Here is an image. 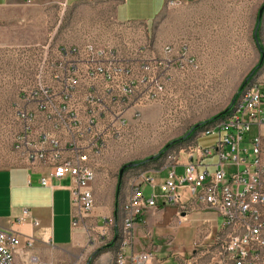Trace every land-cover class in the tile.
<instances>
[{
	"label": "crops",
	"instance_id": "1",
	"mask_svg": "<svg viewBox=\"0 0 264 264\" xmlns=\"http://www.w3.org/2000/svg\"><path fill=\"white\" fill-rule=\"evenodd\" d=\"M170 1H56L57 8L60 5L61 11L72 15L66 23L67 32L84 34L91 31L92 21L96 20V28L101 34H118L113 41L97 42L115 45L119 57L133 67L138 94L130 100L127 112L118 121L105 118L96 120V124L92 125L83 112L82 125L72 124L70 113H63L62 107L69 104L85 109L90 92L106 100L115 112L118 108L110 102L107 82L103 78L93 80L86 60L71 52L89 43L88 36L75 35L66 40L55 38L60 29L58 24L49 41L39 36L34 40H22L20 36L19 40L5 43L9 59L19 66L34 64L35 83L30 90L18 95L13 104L10 89L0 88L2 128H17L16 135L25 137V120L20 112L31 113L34 120L28 130V140L40 145L45 137L53 138L59 141L58 148L63 157L87 155L90 166L96 172L92 185L95 191L101 175L113 172L115 162L138 159L139 153L147 149L144 145L149 143V128L160 120L166 122V101L172 96H180L186 83L211 82L214 85L213 94H218L220 88V94L233 97L260 59L256 39L264 45V0H174L179 2L176 6L171 5ZM15 4L16 0H0V6L10 9ZM165 9L166 46L152 37L155 22ZM109 10L111 13H108ZM260 11L261 22L256 34ZM9 14L10 18L15 16ZM19 16L22 17L21 14ZM108 18L112 19L111 27ZM164 46L173 48V54H165ZM183 53L185 56L182 57ZM165 57L169 60L168 66L157 74L166 84L164 101L142 107L137 105L139 96L147 89V84L143 82L146 74L142 72L141 65ZM192 59L196 68L190 65ZM40 79L49 88L56 106L57 111L52 119L46 111L39 110V99L29 98L28 93L37 90ZM73 80L77 84L72 89L74 93L70 100L69 89ZM254 81L258 82L254 83L258 86L264 83V67ZM136 112L140 113L139 118ZM254 133H257L256 129ZM204 134L207 131L200 135ZM44 148L48 154L56 149L49 143ZM194 160L196 158H191L190 153L182 156L177 174L180 175L179 170L183 173L184 164ZM217 161L216 156L205 160L212 165ZM171 168L149 169L144 174L154 178L159 186ZM214 169L211 166L209 171L213 172ZM51 171L48 163L40 160L0 168V229L20 234L22 245L16 255L17 264H60L62 257L72 258L75 256L73 251L86 248L90 243V235L84 226H73L74 184L71 178L61 181L50 179L48 186L42 185V179L49 178ZM131 184L126 189L122 187L119 209L129 200ZM153 193L158 195L159 206L147 210L141 221L136 223L128 238V245L123 209L115 211L113 215L112 211L97 215L93 210L86 223L96 225V232L108 238L113 235L115 225L121 226L125 236L124 251L127 254L154 251L159 259L157 264H226L222 261L224 258L220 255V248L214 243L215 238L224 231V220L216 212L197 207L187 215L180 214L178 205L166 203L159 187L155 190L144 187L146 197ZM188 200L187 197L183 199L184 202ZM109 206H116L114 196ZM120 216L121 222L118 220ZM109 218L114 219L113 224L107 223ZM180 220L183 222L179 223ZM28 241L33 246H28Z\"/></svg>",
	"mask_w": 264,
	"mask_h": 264
},
{
	"label": "built area",
	"instance_id": "2",
	"mask_svg": "<svg viewBox=\"0 0 264 264\" xmlns=\"http://www.w3.org/2000/svg\"><path fill=\"white\" fill-rule=\"evenodd\" d=\"M30 1V0H27ZM176 6L177 1H170ZM0 44V48H3ZM72 53L84 58L88 63L89 74L93 80L103 78L108 84L110 102L118 108L115 112L106 100L90 92L85 109L79 106L66 105L63 113H70V122L81 126V115L89 119L94 125L99 119H113L124 117L128 110V103L138 94V84L135 80L134 69L119 57V50L115 45H101L89 42L82 48L76 47ZM174 49L165 47V54H173ZM182 55V54H181ZM185 56L183 53L182 57ZM169 60H154L141 65L146 76L143 82L147 84L146 91L139 96L137 105H147L164 101L166 84L157 76L162 68L168 66ZM190 65L196 68L195 61ZM76 81L73 80L69 89L71 100ZM29 98L39 99L38 108L46 111L52 119L56 113V106L49 88L40 79L36 91L28 93ZM61 115V114H60ZM25 120V137H16V150L22 156V161L48 163L52 171L49 178L42 179V185L48 186L50 179L61 181L70 177L73 182L72 206L73 226L83 225L91 233L93 225L86 223L95 208L96 199L92 188L96 180V172L89 164V157L79 154L76 157H63L58 148L59 141L45 137L40 145L28 140V130L34 116L26 111L20 112ZM136 117L140 113L136 112ZM257 133H254V130ZM218 131L219 140L211 148L203 149L196 144L191 148V158L183 165V173L176 172L180 163L171 166L165 181L159 186L154 178L141 175L140 181H134L127 201L129 232L128 238L136 223L145 212L156 208L158 195L146 197L144 187L153 190L159 187L166 203L179 206L180 214L187 215L191 210L202 207L216 212L223 220V232L215 238V245L220 248V255L226 264H264V83L253 91L243 105V115L236 122L228 123ZM215 132V131H214ZM208 135V134H206ZM52 144L56 149L51 154L46 152L44 145ZM216 156L218 161L212 165L206 159ZM214 167L210 172L209 168ZM184 197L189 198L184 202ZM27 214V212H25ZM114 219H107L113 224ZM183 221L180 220L179 223ZM28 246H33L28 241ZM22 245L20 234L15 231L0 229V264H17L16 255ZM126 245V246H127ZM123 249L117 257L116 264H157L158 256L154 251L127 254Z\"/></svg>",
	"mask_w": 264,
	"mask_h": 264
},
{
	"label": "rangeland",
	"instance_id": "3",
	"mask_svg": "<svg viewBox=\"0 0 264 264\" xmlns=\"http://www.w3.org/2000/svg\"><path fill=\"white\" fill-rule=\"evenodd\" d=\"M56 1L58 0H16V6L14 5L11 9L8 6H0V44L4 46L0 48V88L5 87L10 89L12 104L18 95L33 87L35 83V66L34 64L19 66L16 61L9 59L6 56L8 49L5 47V43L19 40L20 36L22 40H34L39 36L44 41H49L58 24L60 25V29L55 34V38L59 37L63 40L70 39L71 36L75 35L88 36L89 42L100 40L113 41L118 37L116 33L105 35L98 32L96 20L92 21L91 31H86L84 34L82 32L74 34L67 32L66 23L72 15L71 13L61 11L60 5L57 8ZM9 13L15 16L10 18ZM108 13H111L110 10ZM26 16L27 19L25 20L24 17L26 18ZM108 20L109 27H111L112 19L108 18ZM260 22L261 11L256 27V34L259 30ZM21 27L26 30L22 31ZM112 31L114 30L112 29ZM152 37L156 41L158 40L160 44L166 46V9L155 22ZM256 40L260 51L259 62L245 78L240 89L233 97L220 94V88L218 94H213L215 91H213L214 85L211 82L196 83L190 81L184 85L185 88L181 91L180 96H172L166 101V122L163 123L160 120L151 129L149 128V143L144 145L147 146V149L139 153L138 159H123L115 162L113 172H106L99 178L97 188L94 191L96 199L94 212L97 215H106L111 211L113 215L115 211H122L124 205L119 209L118 204L121 202V199L120 197L117 199V188L120 180L122 181V187L126 189L131 182V185H133L134 181H140L144 171L149 169L161 170L165 166L178 164L180 158L186 156L191 148L195 147V138L167 149L159 160L148 163L149 166L131 167L124 173H121L123 167L131 164H140L145 160L158 156L170 144L184 138L196 125L204 123L227 110L233 104L237 94L240 96L241 92L249 84L258 83L254 81V78L264 67V45L258 38ZM262 60V67L248 85L242 89L247 78L256 70ZM1 99L0 96V110L2 106ZM16 132L17 128L5 129L0 125V168L16 166L23 162L22 156L16 150ZM207 134H204V136L199 135L196 139L198 147L203 149L211 148L218 142V131ZM178 173L181 175L182 171L179 170ZM113 196L116 198V206L114 208L109 206V202ZM121 217L118 219L120 222L122 221ZM93 226L94 231L92 230L89 233L90 243L88 246L73 251L75 256L72 258L70 256L62 257L59 261L60 264H116L118 254L123 249L125 241L121 226L115 225L113 235L109 238L96 232V225L93 224Z\"/></svg>",
	"mask_w": 264,
	"mask_h": 264
},
{
	"label": "trees",
	"instance_id": "4",
	"mask_svg": "<svg viewBox=\"0 0 264 264\" xmlns=\"http://www.w3.org/2000/svg\"><path fill=\"white\" fill-rule=\"evenodd\" d=\"M262 65H263V60L260 63V65L256 68V70L252 74H250V76L247 78V80L243 84L242 89H244L248 85V83L253 79V77L259 71V69L262 67ZM238 97H239V94H237L233 104L227 110H225L224 112L220 113L216 117H214V118H212V119H210V120H208V121H206L204 123L196 125L194 128L191 129V131L184 138L179 139V140L173 142L172 144H170L167 148H165L164 152H161L158 156H155V157H152V158H150L148 160H145L144 162H142L140 164L127 165V166L123 167V173L125 171H127L131 167H141V166L147 165L150 162H154V161L159 160L164 155L165 151L167 149L173 147V146L180 145L183 142H186L187 140H190V139H194L195 138V140H196L203 131L209 130L211 127H213V125L216 122H218L219 120H222L223 118H225L232 111L233 105L236 102ZM121 191H122V181L120 180L118 188H117V199L120 197ZM138 221H141V218Z\"/></svg>",
	"mask_w": 264,
	"mask_h": 264
},
{
	"label": "bare ground",
	"instance_id": "5",
	"mask_svg": "<svg viewBox=\"0 0 264 264\" xmlns=\"http://www.w3.org/2000/svg\"><path fill=\"white\" fill-rule=\"evenodd\" d=\"M174 1V0H172ZM259 86L252 83L249 84L240 94L239 98L237 99L235 105L233 106L232 111L222 120H219L216 122L212 128L207 130V133H213L214 131L220 130L221 127H224L225 125H228V123H233L236 122V119H238L240 116L243 115V105L246 102V99H249V96L252 95L253 91H256ZM123 212H124V230L126 233L129 232V217H128V207L127 203L124 204L123 207ZM126 243V242H125ZM120 252L118 256H121Z\"/></svg>",
	"mask_w": 264,
	"mask_h": 264
},
{
	"label": "water",
	"instance_id": "6",
	"mask_svg": "<svg viewBox=\"0 0 264 264\" xmlns=\"http://www.w3.org/2000/svg\"><path fill=\"white\" fill-rule=\"evenodd\" d=\"M121 173H123V170L121 171Z\"/></svg>",
	"mask_w": 264,
	"mask_h": 264
}]
</instances>
